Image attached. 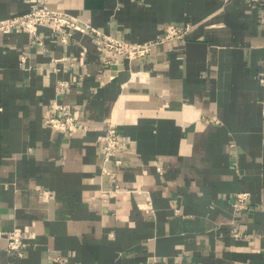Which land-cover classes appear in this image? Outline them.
I'll return each mask as SVG.
<instances>
[{
	"label": "crops",
	"instance_id": "obj_1",
	"mask_svg": "<svg viewBox=\"0 0 264 264\" xmlns=\"http://www.w3.org/2000/svg\"><path fill=\"white\" fill-rule=\"evenodd\" d=\"M48 5L134 44L189 30L134 59L88 32L64 46L45 27L42 45L0 32V264H264V2ZM28 8L0 0V17ZM55 99L76 112L73 132L46 125ZM109 125L125 139L121 164L107 163L115 181L101 172ZM14 227L27 229L21 257L5 249Z\"/></svg>",
	"mask_w": 264,
	"mask_h": 264
},
{
	"label": "built area",
	"instance_id": "obj_2",
	"mask_svg": "<svg viewBox=\"0 0 264 264\" xmlns=\"http://www.w3.org/2000/svg\"><path fill=\"white\" fill-rule=\"evenodd\" d=\"M28 2V11L10 17H0V32H25L29 35L32 44L42 45L41 27L48 29L50 35L60 44L65 45L73 37L74 31L88 32L94 43L103 52L110 53L113 56L120 55L127 59L141 58L149 54L152 47L158 43L168 40L183 39L189 30V24L180 25L170 23L158 28L156 37L153 40L134 44L128 42L123 37H117L112 34L105 33L94 26L81 22L78 18L59 9L49 7V0H26ZM252 3H262L264 0H247ZM261 24L264 25V16L260 18ZM21 65L26 61L27 55L22 53L20 56ZM59 59H53L54 62ZM72 64V62H71ZM54 71H58L54 68ZM264 82V78L262 79ZM69 86V80L56 79L55 90L57 94H62L64 89ZM51 108L54 110L52 115L45 119L46 125L62 132H73L77 128L76 112L71 111L68 105L60 103L58 100L50 102ZM125 139L118 129L109 125L105 133V144L103 151V165L101 167L102 174L108 175L115 181L116 172L107 166V163L113 162L115 166L121 164L118 158L119 152L123 149ZM119 190V185L112 182L111 185L101 192V198L106 200L111 194ZM50 192L44 191L43 197H48ZM248 193L240 192L236 194V199L233 205L237 209L244 208ZM5 249L8 252H13L21 257L24 254V248L27 245V229L25 227H14L13 229L4 232ZM235 236H240L242 233L237 231ZM173 264H185L183 261H177Z\"/></svg>",
	"mask_w": 264,
	"mask_h": 264
}]
</instances>
